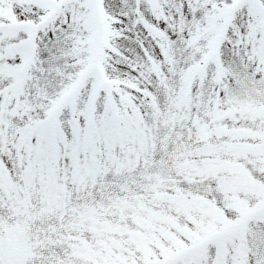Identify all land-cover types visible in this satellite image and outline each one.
<instances>
[{"label":"snow or ice","instance_id":"obj_1","mask_svg":"<svg viewBox=\"0 0 264 264\" xmlns=\"http://www.w3.org/2000/svg\"><path fill=\"white\" fill-rule=\"evenodd\" d=\"M0 264H264V0H0Z\"/></svg>","mask_w":264,"mask_h":264}]
</instances>
